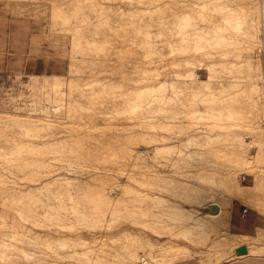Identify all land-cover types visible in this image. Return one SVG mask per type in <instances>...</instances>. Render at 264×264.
Returning <instances> with one entry per match:
<instances>
[{"label": "bare ground", "instance_id": "bare-ground-1", "mask_svg": "<svg viewBox=\"0 0 264 264\" xmlns=\"http://www.w3.org/2000/svg\"><path fill=\"white\" fill-rule=\"evenodd\" d=\"M8 1L15 2L14 4L22 9H36L39 6L37 0ZM204 1L197 2L196 5H201L198 9L194 0H121L128 6L116 10L114 16L109 7L101 6L103 3L99 6L94 0L51 2L52 8L48 14L51 18L50 24L70 33L67 76L30 75L26 83L30 97L29 109H0L2 264H65L66 257L74 262L92 261L91 264H135L133 259L142 261L137 251L140 246L147 250L144 256L149 255L151 258L154 256L150 249L155 247L158 250L159 264H174L184 257L182 253L180 256L178 253L182 246L177 245V249L181 247L177 250L174 246L166 244L172 243L170 239H165L168 242L159 239L165 233L174 238L182 234L193 242L192 245L199 240L193 238L195 234L200 238V244L201 241L203 245L206 243V257L213 255L212 245L216 243L222 247L216 248L218 252L239 246V253L249 240L259 238L245 233L238 236L223 234V238H217L221 235L217 232L221 224H230L231 196L255 208H261L264 204V175L259 170L263 161L262 152L255 150L249 153V142L240 136L239 131L235 132L237 129H231L233 132H230L229 125L219 129L223 126L222 123L219 122L220 126L217 128L212 121L215 126L208 125L205 130H199L201 124L207 123L206 118H202L207 117L205 114L213 112L209 109L212 110L213 101L216 99V103L218 100L211 92L213 86L221 81V78L217 79L221 74L215 75L216 69L224 68L227 62L225 58H220L218 62L211 58L206 60L212 56L204 42L214 43L216 47L225 44L227 46L231 42L228 37L236 35L235 32L244 34L246 41H255L257 32L250 26L255 17L251 10L252 5L245 8L242 16L237 13L235 15L232 12L233 7L231 11L224 7L223 11L221 10L224 14L220 13V18L218 17L212 30L211 25L204 27L197 21L196 12H200L207 5ZM40 8L39 10H42ZM199 20L202 18L199 17ZM240 23H249L250 30L243 27V30L239 31L242 27ZM233 29L235 32L231 34L229 31ZM233 45L232 47H235ZM226 49L223 51L224 55H227ZM167 55L173 59L172 64L181 69L174 72L179 77L174 79L179 80L180 84L190 86L191 93L186 102L180 100L182 89L174 88L170 93V88L166 91L163 83L159 85L154 82L160 71L156 63H161V59ZM253 60H247L249 68L246 66L250 72L248 73L253 74L252 79L249 78L248 83H245L248 85L246 96L249 107L244 117L251 119L254 124V119L259 117L261 112L258 111L259 98ZM195 61H198L199 68L207 72L205 78L199 77L195 71ZM120 66L131 67V71L126 70V75L130 76L125 77L130 81L127 83L131 84L128 86L130 91L126 89L130 93L120 90L119 79L109 81L108 75L105 74L110 70V73L115 75L114 72H118ZM172 67L176 70L173 65ZM168 68H171L170 65ZM162 71L164 70L161 69L160 72ZM97 72L102 75L97 76ZM124 72L123 70L122 73ZM122 80L124 82V79ZM98 82L101 85L99 94L96 92ZM200 90L205 91L204 96H200ZM206 91L210 96L205 95ZM99 95L101 106L97 102ZM87 98L89 101L85 104ZM41 99L50 104L42 106ZM122 99L124 102L117 105ZM104 100L108 103H104ZM207 101L209 103H205V109L198 108L199 104ZM182 106L186 107L179 109ZM114 114H120L119 118L125 119L121 126L122 131L127 134L125 139L119 143H111L110 140L102 141L96 138L93 133L102 134L103 131L99 130L98 118L106 120ZM164 117L171 119L165 120ZM112 124L114 125V121ZM253 124L248 130L256 131L254 135H257L258 126ZM213 131H218L217 134L220 131L225 132L226 135L219 134L218 137L226 141L216 143L213 140ZM63 132L66 133L65 136H58ZM257 137L258 135L255 138L261 144L260 138ZM95 149L98 152L102 149L112 150V153L108 154L117 157H111V166L85 164L83 160L92 155L91 150ZM100 158L107 161L104 155ZM100 160L98 159L99 162ZM241 171L253 176L251 185L241 183ZM84 174L85 177L82 176ZM20 177L22 182L19 181ZM217 181L220 183L217 185H222L225 192L222 190L223 193L218 194L212 187ZM220 193L226 196L221 198ZM203 198L211 200V206L216 205L215 211L201 212L194 207L198 206L196 204L201 203ZM102 204L107 206L106 209L102 208ZM102 215H114L115 221L102 223ZM22 220L26 222L21 223ZM87 220L93 222L90 224L92 229H85L86 232L92 230L88 234L102 228H106L105 231H113L105 241L97 243L105 242L106 246L89 244V239L83 235L84 231L81 232L83 229H79V225L83 228ZM215 221L216 229L213 225ZM27 222L33 226L30 227ZM148 227L156 239L144 231ZM99 235L96 234L95 237ZM212 241L215 243L212 244ZM174 242L177 243L175 240ZM108 244H112L114 248H109ZM185 251L189 250L186 248ZM220 252L217 254V260L221 259ZM186 254L190 256V253ZM223 254L225 255V252ZM178 256L181 259H178ZM213 256L216 257L215 254Z\"/></svg>", "mask_w": 264, "mask_h": 264}, {"label": "rangeland", "instance_id": "rangeland-1", "mask_svg": "<svg viewBox=\"0 0 264 264\" xmlns=\"http://www.w3.org/2000/svg\"><path fill=\"white\" fill-rule=\"evenodd\" d=\"M37 1H39V3H38L39 6H37V4H36V6H37L36 9L34 7H32L33 8V10H32V8H30V9H24L23 8L22 9V7H18L16 4H14L15 2H13V1H11L12 2L11 3L8 0H0V109L12 110L14 108H19V109H21L23 111H27L29 109L28 107H30L29 106L30 97L28 95L29 92H28V87L26 86V83L29 81L28 77L30 75L43 76V75L57 74V75L67 76L68 67H69V64H68L69 63L68 50H69V47H70L69 46L70 45L69 44V42H70L69 41L70 33H69V31H66V30H63V29L60 30V27H58V26L54 27V26H52L50 24L51 18H49L50 15L48 16V14H50V9L52 8V3L51 2L54 1V0H51L50 2H49V0H37ZM42 1L44 3H46V5ZM94 1L99 6L103 3L101 6L109 7L112 16H114L115 12L119 11L120 8H122V7L127 8L126 6H128L127 4H125L126 5L125 6L123 4V2H121V0H107V1L106 0H104V1L102 0L101 2H100V0H94ZM194 1H196V3H195V5H196L197 2L203 3L204 0L203 1L202 0H200V1L199 0H194ZM205 1H204V3H206L207 5H206V7L203 8V10H201L202 12L201 11L198 12L199 16H198V13L196 12V17H197L198 24L202 23L201 25L204 26V27H208V26L211 25V29L214 30L215 24H216V21H217L218 17L220 18V15L224 14V12L221 13V10L223 11L224 7H225V9H230V11H231V9L233 7L232 12L235 13V15L238 14V16H242V13L245 10V8H247L248 5L249 6L252 5V9L251 10H253V14H254V17H255L254 18V22H252V25H250L249 23H244V24L240 23V26L242 24V27L240 28L239 31H242L243 27L247 28V30H250V28L252 27L254 29V32L255 33L257 32L258 34L256 33L257 37L254 39L255 41H246L245 38L243 37L244 34H241L240 32L237 33V32H235L234 29L230 30L229 32L231 34H234V32L236 33V35L234 34L235 36L234 35L233 36L230 35L228 37V40L231 41L232 43L231 42L228 43L227 46H226V44L223 45V46H218L220 49L218 47H216L214 43L206 42V41L204 42V45L206 46V49H208L209 54L211 53V56H212V57H209V59L207 58L206 60H210V58H211V59H213V60L218 62L219 60H221L220 58H225L224 60H226L227 62H226V66L224 68L222 67L220 69L219 68L216 69L217 72H216L215 75H220L221 74V76L223 77L222 78L221 76H218L217 79L221 78L220 79L221 81L218 82V84L216 83L214 85L215 87L213 86V88L211 89L212 90L211 91L212 92V96L216 97L218 100L215 103V101H216V99H215V101H213L214 108L212 110L209 109L210 111H213V112H209L208 115L210 117L207 114H205L207 117L202 118V119L206 118L207 123L201 124V126H199L200 128L202 126L203 127L205 126V127L201 128V129L199 128V130H201V131L205 130V128L208 127V125L212 126V125L215 124L216 127L218 128V126H220V124L222 123L223 126H220L219 129H221V128L225 127V126L228 127V125H229L228 129H230V130L231 129L232 130L233 129H237V130H235V132L238 133V131H239L240 136H242L243 139H245L246 141L249 142V147H248L249 151L248 152L249 153H253V152H255V150L256 151L260 150L262 152V160L264 161V159H263L264 158V146H262V144H264V142H263L264 141V136H263L264 135V128H263L264 127V125H263L264 124V111H263L264 110V0H205ZM249 2H250V4H249ZM48 3H49V5H48ZM104 4H106V5H104ZM4 6H7V8L4 7ZM49 6H50V8H49ZM196 6H197L198 9L201 8V5H199V4L196 5ZM16 7H18V8H16ZM38 7L39 8L41 7L40 9H42V10H39ZM46 7H48V8H46ZM207 7H208V9H207ZM115 8H117V9H115ZM124 8H122V9H124ZM216 9H217V12H216ZM26 10H27V12H26ZM36 11L38 12V15H37ZM48 11H49V13H48ZM33 12H35V14ZM39 12H40V14H39ZM216 13H218V14H216ZM212 14H213V17H212ZM216 16H217V18H216ZM199 17H201L202 20H199ZM213 20H215V21H213ZM256 20H257V22H256ZM206 21H207V23H206ZM204 23H205V25H203ZM253 25H254V27H253ZM257 25H258V27H257L258 29L256 28ZM51 26H52V28H50ZM58 29H59V31H58ZM211 29H210V31H212ZM256 30H258V31H256ZM245 31H246V29H245ZM225 32L227 33L228 31H225ZM60 34L61 35L62 34L63 35L66 34V35L65 36H63V35L61 36ZM63 37L65 39H63ZM230 37H232V38H230ZM233 37H235V38H233ZM238 37H239V39H238ZM258 39H259V41H258ZM243 40L245 41L246 44L244 43ZM239 41H240V43H239ZM233 44H235V45H233ZM239 44H241V45H239ZM232 45L235 46V47H232ZM250 47H252V48H250ZM210 48H213V49L209 50ZM224 49H226V53L225 54H227V55L223 54ZM220 51H222V53ZM245 51H246V53H245ZM218 53H220V54H218ZM223 56H225V57H223ZM168 57L169 56L167 55V56L164 57L165 59L164 58L161 59V63H159V64L156 63V65L159 66L158 71L159 70L161 71V69H162L165 72L164 71H162V72L159 71L158 75H157V79L158 80L155 79L154 82H158L159 85L163 83L162 86H164V88H166L165 89L166 91H168V89L170 88L169 89L170 93H171L172 90H175L174 88H177V90H181L182 89L181 91H183V93H182V95H180V100H181V102H186L187 98L190 97L189 96L190 93H191L190 86L186 85V84L184 85V83L180 84L179 80H175L174 79V78H179L177 75H175L174 72H176L178 70H181V69L178 68V65L172 64L173 59L171 57H169V59H168ZM245 57H246V59H245ZM166 59H167V61H166ZM249 59H252V60L254 59L253 61H255L254 62L255 63L254 73H255V76H256L255 78H256V83H257V91H258L257 92V96L259 98L257 100V101H259V105H258V107H259L258 109L259 110L258 111L262 113V114L260 113V115H262L261 117H260V115H259V117L256 116L257 118L255 117L256 119H254V121H256V122H254V124L252 123L253 121H250L251 119L244 117V113H245V111L248 110V107H249L248 99H247V96H246L247 95V90L246 89H247L248 85H246V84L248 83L249 78L252 79L251 76L253 74V73L249 74L250 72H249V69H248L249 67H248V63H247V60H249ZM169 62H171V63H169ZM163 64H164V66H163ZM169 65H170L171 68H168ZM172 65L174 66V68L176 70L173 69ZM258 65H259V67L257 68ZM154 67H155V65H154ZM230 67H232L231 70H230ZM172 69H173V71H172ZM194 69L198 73L199 77L205 78L207 76V72L205 70L199 68L198 61L194 62ZM123 70L125 71L124 73H122ZM126 70L128 72L131 71V67L129 68V66L128 67L120 66L117 69V71L118 72L121 71V72L119 74H118V72H114L116 76L113 73L111 74L110 70H107L108 73L105 72V74H107L109 76V77L107 76V79H109V81L113 82V81H118V79H119L118 82H120V86H119L120 90L127 91L126 89H128V91H130V87H128V86H130L131 84L127 83V82H130V81H127V79L125 78V77L130 76V74L126 75V73H127ZM166 70H167V73H166ZM256 71L259 72V73H257ZM163 72H164V74H162ZM97 73H98V74H96L97 76H101L102 75L101 72H97ZM135 75H136V73L133 76H135ZM111 76H113L112 77L113 79L111 78ZM153 77H156V75H153ZM99 78H98V80H99ZM114 79H116V80H114ZM122 79H124V82H123ZM125 80H126V82H125ZM169 80H170V82H168ZM174 80H175L176 83L174 82ZM99 82L97 84V90H96V92L98 94L100 93V90H101V85H100ZM122 82H123V84H122ZM164 83H165V85H164ZM24 84H25V86H24ZM182 84H183V86H182ZM123 85H125V86H123ZM179 85L182 86V87H180ZM221 90H222V92H221ZM200 91H201V92H199L200 96H204L205 91L204 90H200ZM128 93H130V92H128ZM206 93L207 94H205V95L210 96L208 94V91H206ZM213 93L214 94L216 93V94L214 95ZM107 95H109V94L107 93ZM219 97H221V98H219ZM125 99H126V97H125ZM84 100L85 99H83V101ZM87 100H88V98L84 101L85 104L88 103L89 100L88 101ZM97 102L99 103V106H101L100 104H101L102 100H101L100 95L98 97ZM123 102H124L123 99L121 101L119 100L117 105H120ZM104 103H108V101L104 100ZM205 103H209V102L208 101L207 102H202L201 105L200 104L198 105V108L199 109H202V108L205 109V107H206ZM41 104H42V106L43 105H49L50 102L48 103L47 100L41 99ZM217 104H218V106H216ZM203 105H204V107H202ZM225 105L227 106L228 109L225 108L226 107ZM185 107L182 106V107H179V109H182V108L184 109ZM219 108H220V111H219ZM218 114H219L220 117H218ZM232 116H234V117H232ZM119 117H121L120 114H118V115L114 114L112 117L107 118L106 120H103L102 118L101 119L98 118V120L100 121V122L98 121L99 122L98 124L100 126L99 130L102 129L103 131H102V134L101 133H93V135H96L97 136L96 138L102 139V141L105 139V141L110 140V142L112 141L113 143H119L122 140H124L125 139V135H127V134H125L122 131V129H121L122 127L121 126L123 125V122H124L125 119H122V118L120 119ZM208 117L209 118H214V120L213 119H209ZM224 118H225V120H224ZM164 119L165 120H169L171 118L164 117ZM196 119H198V118H196ZM108 120L110 122H108ZM113 121H114V125L112 124ZM212 121H213L214 124L212 123ZM219 122H220V124H219ZM101 123H102V125H101ZM251 124H253L255 126H258L257 128L259 130H257V132L259 131L258 133H260V134H258V133H256V134L258 135L257 138L258 139L260 138L259 141H261V144H259L260 142H258V140L255 138L257 136V135H254L256 131L249 132L250 130H248V127ZM196 125L198 126V124H196ZM113 126H114V128H113ZM106 128H108V130ZM105 130H107V131H105ZM232 130L230 132H233ZM244 131H246V132H244ZM216 132H218V131H216ZM216 132H214V139L213 140L216 141V143H224L226 140L225 139H221L220 140L218 136H219V134L220 135H226L225 132L223 133V132L220 131V133H218V134ZM247 132H249V133H247ZM65 134L66 133H64V132L63 133H59L58 136H60V135L61 136H65ZM200 134L204 135L203 132L200 133ZM211 134L213 135V133H211ZM228 134H231V133H228ZM254 138L256 139L255 142H254V140H255ZM141 148L144 149V147H142V146H141ZM255 148H258V149H255ZM111 151L112 150H106V149L99 150V152L96 149L95 150H91V152L93 154L89 155V156L84 155V156H86V158L83 161L85 162V164L92 163V164L97 165V166L101 164L100 165L101 167H103L105 164L111 166V164H112V162L110 161L112 159L111 157H113V159L115 157H117V156H112L113 154H111V156H110L109 154H110ZM95 154H97V155H95ZM103 155H104V157H105V159L107 161H104V158H100V157H103ZM93 157H94V159H93ZM98 159L99 160L101 159L100 160L101 162H99ZM96 161L98 162V164H97ZM263 161L261 162L262 165L260 164V169L259 170H261L260 172H262V174L264 175V171H263L264 170V164H263ZM84 162L82 164H84ZM82 176L85 177L86 175L84 174ZM243 177H245V179H243ZM19 179H20L19 181L22 182L21 177ZM239 179L241 180V183L246 184V185H251L252 182H253V176L248 175V174L244 173L243 171H241L239 173ZM112 181H113V179H112ZM217 184H220V183H218V181H217V182L213 183V185H212V187L215 188L216 192L218 194H219V192H222V193H223V191L225 192V190L222 187V185H221V187H219L220 185L218 186ZM220 188H222V189L220 190ZM216 192L214 191V194ZM217 193L215 195H217ZM218 196L219 195H217V197ZM224 196H226V195H224V194L221 195V193H220V197L221 198H224ZM205 199L206 198L202 199L201 203L203 205L200 206L199 204H201V203H197L196 205H198V206H194V207L199 209L201 212L215 211V209L217 208L216 205L211 206L210 205L211 200L206 199V202H205ZM231 199H232L231 200L232 203H231V206H230V211H231L230 214H231V216L229 215V223L230 224L229 225L228 224H223L222 225L220 223L221 226L218 227L219 229H218L217 233H218V235L219 234H221V235H219L217 238H223L224 237V236H222L223 234H226V235L228 234V235H233V236L237 235L238 236V235H242L244 233L254 234V236L259 237V238L255 239V240H253V239L249 240L248 244H246V246L243 247L244 251L239 252V253H238V250H237V249H239V246L238 247H232V248L228 247L229 249L231 248V250H229L228 248H225L227 250L226 251L223 250V251L225 252L226 257L223 254L224 252L223 251L220 252L221 250L219 249L220 250L219 252L222 253L224 258L221 255L220 256L221 259L219 258L220 260H217V258H218L217 254L219 253L217 249L218 248L222 249L221 246L216 245L218 243H216L215 245H212V246H214V249L212 247V249L214 250L213 251V255L215 254L216 257L213 256V255H211L209 257V255H208V257H209L208 258V257H206L207 253L205 254L206 250L208 251V249H206L207 246H206L205 241H203V243H205V245L202 244V241H201V244H200L199 243L200 242L199 241L200 238H198V236H196L195 234H194L193 238H195V240H198V239L199 240H198V242H194V245H192L193 242L189 241L190 239H187L181 233H180L181 235H177V237H175V238L170 236V235L168 237V235L165 233V235L163 237L159 238V239H161L163 241H165V239H167V238L170 239V241H172V243H166V244L167 245H171L172 247L174 246L175 249H177L181 245L182 248L181 247H180L181 249L179 248L181 252L178 251L179 256L182 253L184 257L185 256L187 257V258L183 257V259H181V257L179 258V256H178V259H181V260H178L174 264H264V204L261 206V208H255L253 206L248 205L247 203H245L243 201H239V200L235 199L233 196H231ZM102 205H103L102 208L106 209L107 206L104 205V204H102ZM104 206H105V208H104ZM244 207L247 208V213H246L245 218L243 219V218H240V216H239L240 214L239 213H240V210H242ZM10 216H12V215H10ZM113 216L114 215H112V216H110V215H102L100 217L101 218L100 221L102 223L103 222L104 223L114 222L115 220L113 219ZM22 222L24 223L26 221L22 220L21 223ZM216 223L217 222L215 221V224H213L214 225V229L217 228ZM29 224H30V222L29 223L27 222V225H29ZM84 224H85V222H84ZM84 224L82 223L81 226H83ZM90 224H93V222H91L90 220H87V222L85 224L86 226L84 225L83 228L80 227V225H79V229H83L81 232L84 231L83 235L84 236L86 235V237L89 239V244L92 245V246L93 245L106 246L105 242H104V244H101V243L97 244V243H99V242H101L103 240L105 241L107 236H111V233L113 231L110 230V229H109V231H107V230L105 231L106 228H102V229H104V230L101 229L103 231L102 232L99 229L98 231H95V233L97 235H99L98 234L99 232H100V234L102 233L101 235L98 236L99 237L98 238V237H95L96 234L94 232L88 234L92 230L86 232V230L92 229V228H90L91 227ZM31 225L33 226L32 223L30 224V227H31ZM221 227H222V229H221ZM145 229L146 230H144V231L149 236H151L153 239L157 238V237L154 236V234H153V232H152L150 227L145 228ZM194 230L197 232L196 228H194ZM214 232H216V230ZM191 237H192V235H191ZM171 238H172V240H171ZM94 239H95V241H94ZM186 239H187V241H186ZM174 240L177 241L178 244L176 242H174ZM168 241H165V242H168ZM213 242L214 241H212V244L215 243V242L214 243ZM177 245H178V247H177ZM196 245L198 247H195ZM108 247L109 248H114L112 244H108ZM154 248L155 247H152V249H150V253L152 254V256H154V258H151L149 255L144 256L145 255L144 252L147 253V250H144L145 247L144 248H142L141 246L138 247V249H137L138 255H140V258H142V261L140 259H133L132 262L135 263V264L136 263L137 264H144V263L145 264H159L157 262V260H158L157 259L158 250L156 248L155 249ZM184 248H185V250L187 248V251L188 250L189 251L186 252L185 250H183ZM192 248L195 249V251ZM179 249H177V250H179ZM190 249H192V250H190ZM215 249L217 251V254L215 253ZM193 251H194V253H193L194 255L192 254ZM197 251L199 253H197ZM226 252L229 253L228 256H227ZM234 252H235V254H234ZM186 253H190V256H188L189 254H186ZM191 254L193 255V257H192ZM202 254H204V255H202ZM150 258H151V260H150ZM64 260H65V264H72V263L80 264L83 261V260H81V261H75L74 262V260H71L70 258L68 259V257H66ZM135 260H136V262H135ZM1 262L2 261H0V264L3 263V262L2 263ZM78 262H80V263H78ZM91 262L92 261L86 260V262L85 263L82 262V264H86V263L87 264H91Z\"/></svg>", "mask_w": 264, "mask_h": 264}, {"label": "crops", "instance_id": "crops-1", "mask_svg": "<svg viewBox=\"0 0 264 264\" xmlns=\"http://www.w3.org/2000/svg\"><path fill=\"white\" fill-rule=\"evenodd\" d=\"M244 208H246V207H244ZM244 208H243V209H244ZM243 209L240 210V213H239L240 215H239V216H240V218H243V219H244L245 216H246V213H247V208H246V211H245V212H243ZM230 216H231V215H230ZM245 234H247V233H245ZM249 235H254V234H249Z\"/></svg>", "mask_w": 264, "mask_h": 264}, {"label": "built area", "instance_id": "built-area-1", "mask_svg": "<svg viewBox=\"0 0 264 264\" xmlns=\"http://www.w3.org/2000/svg\"><path fill=\"white\" fill-rule=\"evenodd\" d=\"M243 179H245V177H243ZM245 211H246V208L243 209V212H245Z\"/></svg>", "mask_w": 264, "mask_h": 264}, {"label": "water", "instance_id": "water-1", "mask_svg": "<svg viewBox=\"0 0 264 264\" xmlns=\"http://www.w3.org/2000/svg\"><path fill=\"white\" fill-rule=\"evenodd\" d=\"M240 251H241V252L244 251V248H241V249L239 250V252H240Z\"/></svg>", "mask_w": 264, "mask_h": 264}]
</instances>
